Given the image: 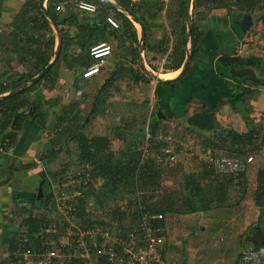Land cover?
<instances>
[{"label":"trees","instance_id":"trees-1","mask_svg":"<svg viewBox=\"0 0 264 264\" xmlns=\"http://www.w3.org/2000/svg\"><path fill=\"white\" fill-rule=\"evenodd\" d=\"M101 4H104L106 7L111 8L105 0H97ZM116 5L122 7L132 17L142 25L144 29V43L146 46L147 35L145 34V26L139 18L138 12L133 8H130L127 3L123 0H114ZM176 6L173 10L169 9L168 12H165L168 16L170 22H179L180 26H172L170 28L171 33L176 34L175 41L172 42V47L169 52L168 63L164 64L166 71H176L178 70L185 59V51L187 46L186 41V17H187V0H177ZM157 12L162 10V4L157 6ZM226 11L227 16L233 20H239L242 16L246 17L248 15L251 17L253 14H259L261 20L264 23V0H193L192 1V27H191V37H190V59L187 64V67L184 70L183 75H187L191 71L193 59L197 54L200 42L205 35V27L195 23V17L199 18L205 17V14L211 13L215 10ZM101 15V14H100ZM51 21L53 22L54 27L60 33L62 37V43L59 47L58 56L52 62L51 68L48 72L41 77L39 80L28 86L26 89H23L15 94L9 95L0 101V109L4 110L0 113V135H2L8 129L12 131H17L22 127L23 122L28 120H36L37 123H42L41 120L45 119V116H40L42 108L31 102L28 99L24 98V94L32 92L34 87L37 86L41 81H46L47 88L52 89L56 83V80L59 76L60 62L65 60L69 55V50L71 47L77 46L80 50L78 53V58L86 59V48L98 42L99 38L97 36V28L103 27L104 24L109 26L104 14V17L101 20V24H91L88 23L86 26L80 28L78 34L75 38H68L60 27V23L57 21L56 17L49 12ZM176 20H173V18ZM118 18L121 22L129 24L128 18L125 14H118ZM43 24H48L46 19L42 20ZM48 26V25H47ZM110 27V26H109ZM111 28V27H110ZM112 29V28H111ZM240 35V32L236 33ZM264 39V38H263ZM73 41V42H72ZM32 42V41H30ZM73 43V44H72ZM93 43V44H92ZM136 44L137 47H140L138 43L136 33L132 34L131 45ZM54 47V38L51 37L48 39L46 44L47 52L38 54L37 50L31 53L32 58H34L38 63L35 65V69L31 73H25L20 75L17 79V82L6 85L3 87L4 91L1 93L14 90L18 88L22 83H25L35 77L40 73L48 64L53 55ZM115 51L117 55L121 54L118 46ZM133 56H138V51L136 48L132 50ZM79 60V59H78ZM91 62L85 63L84 66H88ZM122 68L120 66L112 73L107 75L103 84L97 88L96 93L92 96L90 103V111L84 115H81L82 111L72 112L66 107L61 111V115L56 118L57 124L53 128L56 129L53 131V139L50 141L52 148L41 155L40 160H44L46 157H50L55 160L56 155L59 154L62 149L69 148L71 143L74 141L77 146V161L80 164H89L92 167L91 170V181L87 186H83L81 191L82 195L77 197L75 201H72L74 211L71 212L73 215V221L75 224L82 229H92L93 231L100 230L99 233H95L96 236V245L100 246L102 239V234L104 232L109 233V241L116 242L115 240L121 237L122 241L120 244L115 243V251H119L121 246H128L130 240L128 239V234L137 233L139 240L142 239L143 232L140 233V223L143 220V215L147 212L148 216L160 214L161 218H150L149 226L159 231L163 234L165 230L172 228L171 222L168 219L171 215L180 216V215H189L195 213L198 209H218L226 206H230L227 203L230 190L234 187L238 188L241 192V198L246 194L247 184V171L251 165H248L247 168L242 172L239 177V182L235 183L234 177L231 174H219L215 171L210 163L202 161L198 158L200 148L205 147L210 149L212 154L215 156L224 155V156H244L249 152H258L261 149V142H264V134L261 136V129H256V124L253 119L249 117V112L246 109V98L248 94L253 93L252 90H244L242 93L236 94L235 98L216 103L215 105H208L207 103H200L195 111L186 118V128L182 127L184 131H187L189 134H193L195 138L192 145V150L190 151L189 156H185L184 152L180 149L175 150L177 160L172 163H165L164 165L169 168L176 166V170H182V182L179 184L185 190V195L183 200L180 202L179 196L169 192L170 189L167 186L163 185V171L160 168L159 163L156 162L151 157L153 150L157 151L159 146L165 145L163 142L152 143L149 150V157H145L146 154L144 149L146 148V139H145V130L148 126L151 134L156 136L160 134V131L163 135H167L169 132L163 129V127H168L166 124L162 125V117L166 113L162 110H158L156 113L150 112L149 116H152L153 119L148 121L146 118L147 113H141L138 125V118L130 116L128 121L124 123L122 130L119 127H116L113 132V138L117 140H123L124 146L120 149L114 150L112 148V137L109 135H93L88 136L84 130L86 126L90 123L91 117L102 116L106 112V107L104 104L107 102L108 87H111L113 82L118 77H123ZM79 71V78H82V71ZM101 68L99 74L102 72ZM138 69L129 68V73L131 81L136 83H147V77L145 74H140ZM222 77L228 79H233V74L231 72L222 73ZM178 79V78H177ZM79 82V81H78ZM166 82H160L163 84ZM74 91L81 88L77 83L74 84ZM107 93V94H106ZM87 95V94H85ZM55 101L48 102L51 105H55ZM145 100L144 105H147ZM224 104H228L234 111H236L242 117L244 124L246 126L245 132H237L235 130H224L220 128L219 122L217 120V115L221 111L220 108ZM3 106V107H2ZM162 111V112H161ZM66 121V122H65ZM39 123V124H40ZM42 126V124H40ZM162 125V126H161ZM137 126V127H134ZM146 126V127H145ZM162 128V129H161ZM172 138L175 141H184L177 140L176 137ZM14 136L13 132H8L0 140V149L2 150V142L5 139L8 141ZM7 143V147L9 146ZM145 155V156H144ZM148 156V155H147ZM185 156V157H184ZM197 159L200 161H197ZM188 160L196 162V166L187 170L190 164ZM163 165V163L161 164ZM34 164H22L18 167H15L10 170V177L14 172L21 171L24 169H30L34 167ZM65 168L60 172L63 173ZM190 171V172H189ZM94 182H99V187H94ZM8 180H4L3 184H7ZM53 186V184H52ZM50 182L48 183L46 191L42 189V196L37 200V194L34 201H32L31 207L35 210H41L46 205V198L48 195H51L52 190L55 192V188H52ZM63 188V186H62ZM212 191L213 194L206 199V191ZM142 193V194H140ZM124 195H130L128 204L123 208V206H116L106 211V207L109 202L116 199L122 200ZM137 197V200L134 198ZM140 197V198H139ZM254 203L256 207L259 208V223L256 225L255 229L259 231L262 240L264 242V229L260 224L264 220V168H260L256 172V188L253 193ZM134 199V200H133ZM207 200V203H206ZM93 202L94 206L101 209L102 215H99V218L94 220L89 219L92 215V210L90 209L89 203ZM239 201V200H238ZM229 202V200H228ZM52 207L56 208L55 201L52 200ZM206 203V204H205ZM236 203V202H235ZM199 204H202L203 207H200ZM229 204V205H228ZM205 206V207H204ZM94 214V213H93ZM174 216V217H175ZM35 216L27 217L25 223L28 224L26 228L27 233L30 235L39 227V223L42 220L39 217L34 218ZM105 217H109V223ZM124 217H129L130 222L132 223L131 229L126 231L123 229L120 220H123ZM38 218V219H37ZM33 224L32 226L29 224ZM116 223L119 228H117L116 233L113 235L111 233L112 224ZM59 227V225H58ZM171 227V228H170ZM17 232V230H16ZM14 232V233H16ZM13 233V235H14ZM13 235L10 238H7L5 245L7 250L13 249ZM245 235V233H244ZM243 235V236H244ZM248 242V239L246 238ZM250 247L258 248L261 246L257 243L248 242ZM32 247H36L38 251H41L40 242L32 240ZM244 250V249H243ZM164 256V249H162ZM241 253V252H240ZM240 254L238 255V257ZM165 258V256H164ZM12 260V259H11ZM77 262V260H76ZM166 262V259H165ZM238 262V258L234 264ZM73 264V263H67ZM78 264H83L82 260ZM168 264V263H167Z\"/></svg>","mask_w":264,"mask_h":264},{"label":"rangeland","instance_id":"rangeland-1","mask_svg":"<svg viewBox=\"0 0 264 264\" xmlns=\"http://www.w3.org/2000/svg\"><path fill=\"white\" fill-rule=\"evenodd\" d=\"M176 2L178 1L162 0L161 15L163 14L165 16V12H168L169 9L173 10L176 6ZM244 17L242 16L239 19L240 24ZM246 17H248L247 22H250V26L244 30L245 33L240 36L236 45L233 44L235 42L231 38L235 35L234 29L231 28L229 24L230 18L227 16L224 9L207 13L205 14V17H201L200 15L199 18L195 17V23L205 27L206 32L203 40V44H205L201 47L203 49L199 55L201 62L197 60L196 64L193 63V73L182 78V81L163 84L158 82L157 84L153 75L168 79L176 76L178 72L169 73L167 75H158V70L152 71L146 67L145 69L149 73V77H147L148 82L135 84L130 80L128 69L122 68V74H124L123 78H117L111 87H108L107 89L108 98L107 102L104 104L106 107L105 114L94 118L91 117L90 123L86 126L84 132L89 137L93 135L111 136L113 139L112 148L117 150L122 148L125 143L123 140L113 138V132L116 127H119L122 130L124 123L129 120L128 118L130 116L137 117L138 125H140L141 121H139V118L141 113H147L146 119L150 121L153 119L152 116H149L151 111L152 113H157L159 109H163V112L166 114L162 117V125L166 124L168 126L163 127V129L171 135L174 134L173 137H176L177 140H184L187 142V145H191L195 141V138L193 137L194 133L189 134L182 129V127L186 128L185 125H187L185 121V115H187V113L175 116L169 112V109L173 110V112L182 110L183 104L186 102L182 95H186V93L189 92L196 93L197 97H200V95H203L204 97V95L213 94L216 91L219 95L220 93H223L219 102H226L233 97L232 93L239 94L247 88L246 90H252L253 93L247 95L246 109L249 112V117L253 119L256 124V129H261V136L263 137L264 86L254 82H251V85L246 86L237 85V83L232 85L228 78L226 79L220 75H215V72L219 74L218 70H224L225 62L228 61L230 63L231 59L229 60L227 58L223 59L222 57H218L211 62L212 55H215V52L221 48L222 52L220 53L222 55L227 53L236 55L241 60L249 59L252 61L257 72H255L256 77L262 79L261 83L264 81V23L263 20L260 19L259 14H253L251 17L246 15ZM219 20L222 25L219 24V27L217 26V28L216 24ZM241 25L245 27L246 21ZM210 27L213 29L216 27L213 32L218 31L219 36L213 32L209 33ZM207 32L209 35L206 34ZM221 43L223 44V47L221 46ZM189 46L190 45L188 44V48ZM216 60H218L219 65L216 64ZM110 63L111 61L108 60L107 65ZM106 76L101 72L98 80L91 84V86L88 87V90H85V93L90 96L88 98L90 100L85 99L82 103L80 102L81 95H77L74 92L72 94V91H69L67 94L68 100H66L65 103L80 102V110L83 114L88 113L90 111L91 98L96 93L97 88L103 84ZM230 88H232L234 92H229ZM178 96L179 98L175 99ZM157 99L160 100L157 101ZM166 99L168 101H166ZM145 100L148 102L146 106L144 105ZM168 102L169 104L167 105ZM199 104L200 102L198 99H193L188 103L189 106H187L188 108L192 107L193 113ZM220 110L221 111L217 115L220 128L224 130H235L237 132L246 131V126L242 117L228 104H224ZM260 142L262 145L258 152L247 153L254 155V162L246 172L248 186H246V194H244L242 198L239 189L234 187L230 190L227 199V203H229L230 206L214 210L198 209L195 213H191L187 216L171 215L170 218H168L171 219L168 221L171 222L170 225H172V228L170 227L171 229H168L167 231L165 230V233L162 234L160 232L159 234V237L161 238V248L164 249L165 252L164 256L166 264H234L243 248L250 246L246 241V238H250L257 231L255 227L259 223L260 214L259 208L256 207L254 203L253 197L256 188V172L260 168H264V142ZM184 155L187 157L189 156L185 153ZM44 160L45 162L43 164L42 172L35 176L37 177L36 183L34 184L36 187L35 194L39 189L46 191L49 182L52 186L53 180L59 176V171L64 168L73 170L77 167L76 143L73 141L69 148L62 149V151L56 155L55 160L50 157H46ZM197 161L199 160L197 159ZM187 162L191 164L187 170H190L197 164L190 160ZM159 165L163 171V185L170 189L169 192L177 195V197L179 196L181 202L186 193L182 186L179 185L182 182V170H176V166H171V168H169L164 164ZM27 172L29 171L26 170L25 173ZM39 175H42V177ZM99 186V182H94V187L97 188ZM13 187L20 189L21 192H26L27 189V187L25 189L24 185L16 182ZM53 190L51 195H48L46 198L47 207L41 210H34L30 207L15 221V224L19 226V228H17L18 232L26 230L28 224L25 223V220L27 217H31L32 214H34V218L41 217L40 219L37 218L38 220H42L39 224L49 223L55 224L56 226L59 225L60 231L63 232L65 218L52 207V195L55 194ZM211 194H213L212 191H206V199L209 198ZM129 196L124 195L122 200L116 199L109 202L105 212H109L108 210L115 208L117 205L123 206L124 208L131 197ZM134 199L137 200V197ZM89 205L92 210V215L89 219L94 220L96 217L99 218L100 214H103L101 209L94 206L93 202L90 201ZM199 206L203 207L202 204H199ZM29 211H31V213ZM105 218L109 223V217ZM120 223L125 232L129 231L132 227L129 217H124L123 220H120L119 224ZM29 225L32 226L33 224L30 223ZM118 225H116V223L112 224L111 233L113 235L116 233V229L119 228ZM260 226L264 229V220ZM96 233L100 234V230L96 231ZM137 233L134 234L136 236L135 238H138L139 236ZM94 240H96V236L94 237Z\"/></svg>","mask_w":264,"mask_h":264},{"label":"crops","instance_id":"crops-1","mask_svg":"<svg viewBox=\"0 0 264 264\" xmlns=\"http://www.w3.org/2000/svg\"><path fill=\"white\" fill-rule=\"evenodd\" d=\"M77 1L78 0H0V92L4 91L3 87H6V85L17 82V79L20 75H24L28 72L31 73L35 69V65L38 62L32 58L31 53L35 52L36 50L38 54L47 52L46 44L48 39L51 37L54 38V47L53 55L49 63L51 61L53 62L55 59L54 51L58 46V35H60V33L54 27L50 16H47L44 10H46L48 13L50 12L56 17L57 21L60 23L62 32L68 38L72 39L76 37L79 29H82V27L86 26V24H101L104 14L111 15L116 20H118L120 23V29L118 30L111 29L106 24H104L103 27H98L96 30L97 36L99 38L98 42H107L111 46L112 50L111 55L107 58L106 64L102 70L105 76L114 72L120 66V68L123 69L127 68L128 73L129 68H133L138 69L140 74H145L146 77H149V73L145 69L147 67L152 71L158 70V75H167L169 73L178 72V74L172 78H161L163 81L170 80L166 83H173L176 81H182V78L191 75L193 73V63L196 64L197 60L201 62L199 55L203 49L201 47L205 44H203L205 36L200 42L197 54L195 55L193 63L191 64V71L187 75H183V72L182 75L179 76L183 64L176 71H166V69H164V64L168 63V55L172 47V42L175 41L176 37V34L171 33L170 28L176 25V27H179L180 23L170 22L166 14L165 16L163 14L161 15L162 10L157 12L156 8L162 3V0H123L130 8H133L136 10V12H138L139 18L145 26L147 43L146 46L144 43L142 52H140V47L138 48L136 44L131 45L132 34L134 32L136 33L139 44L141 35L144 37V29L142 25L138 22H134L132 18L129 17L128 12H124L122 10L123 8L116 5L114 0H105L111 4V8L106 7L97 0H85L97 5L98 10L95 14H89L78 10L76 8ZM192 1L190 6L191 11ZM56 6H60L61 9L57 11ZM120 13L125 14L130 22L129 24L124 25L121 22V20L118 18V14ZM191 15L192 14H190V16ZM43 19L48 21V26L42 23ZM173 20H176V18L174 17ZM219 24L222 25L220 20L217 22L216 27H219ZM229 24L231 28L234 29L235 35H233L231 38L235 42L233 44L236 45L240 38L236 33L240 32V35H243V33H245L244 30L247 28L244 29L243 26L240 25L239 20L232 21L230 19ZM185 25L187 31V17ZM214 29L210 27L211 31L209 30V33L213 32ZM217 32L213 33H216V35L219 36V32ZM206 34H208V32ZM95 43L96 42H94V44ZM117 46L119 51H121V54L119 55H117V52L115 51ZM221 46L223 47L222 43ZM133 48H136L138 51L137 57L133 56L132 54ZM189 48L187 45L186 51L187 49L189 51ZM79 52V48L73 45L69 50V55L67 58L60 62L59 76L56 80L54 88L48 89L46 81H41L37 86L34 87L32 92L24 94L25 99H28L29 102L42 108L41 112L39 113L40 116H45V119L41 120L42 123L39 122L42 124V126L37 123L38 121L35 119H26L19 130L12 131V129H8L2 135H0L1 139L8 132H13L14 134V136L9 141L8 139H5L4 142H2V150L0 149V264L6 263L7 246L5 243L7 238H10V236L12 237L13 233L16 232L17 228H19V226L15 224V221L23 215V212L31 207L32 201H34L36 198L35 196L37 192L35 194L36 187L34 184L36 183L37 177L35 176L42 172L43 164L45 162V160H40L39 157L52 148L50 141L53 139V131L56 130H53L57 124L56 118L61 115V111L65 107L67 110L68 108L72 110L73 113L79 111L81 108L80 102L83 103L85 99L90 100L88 99L90 96L85 95V90H88V87H90L91 84H93L99 78V73L89 79L79 78V71L87 67L84 66L86 61L92 62L88 55L87 48L86 59L83 60L78 58ZM220 52H222L221 48L215 52V55H212L211 62L218 57H222L223 59L235 58V61H232L231 59L232 63H229L227 60L225 63L227 65L245 66L250 70H252V67L254 66L253 62L249 59L241 60L236 55L227 53L222 55ZM108 60L111 61L109 65H107ZM161 64L162 69L160 71ZM216 64L219 65L218 60H216ZM224 70H227V68ZM218 73H220V70H218ZM215 75H220L222 77V74H217L216 72ZM118 78L121 79L123 77ZM228 80L231 81L232 85L236 84V81L232 79ZM77 83L81 86V88L74 91V84ZM31 84L21 87L19 91L26 89ZM15 90L16 89L1 93L0 101L9 95H12ZM69 91H72V94L74 92L77 95H81V101L65 103V101L68 100L67 94ZM229 92L232 93L234 90L230 88ZM222 95L223 93H220L219 95L218 92L215 91L213 94H207L204 95V97L203 95H200V97H197L196 93L187 92L186 95H182L186 101L185 104H183L182 110L173 112V110L169 109V112L175 116L181 115L182 113H187V115H185L187 118L192 115L193 110L192 107L188 108V103H190L193 99H198L200 103L204 102L211 106L219 103V99L222 98ZM235 95L236 93H232V98H235ZM177 98H179V96L175 99ZM159 100L160 99H157V101ZM51 101H55V105L48 103ZM166 101L168 100L166 99ZM168 104L169 102L167 105ZM2 110H4V108L0 109V113ZM81 115H84L83 112ZM8 142L10 145L7 147ZM22 164H34L35 166L30 169L14 172L12 177H10V170ZM26 170L29 172L25 173ZM58 174L60 175V172H58ZM39 176L42 177V175ZM6 179L8 180V183L3 184L4 180ZM15 182L24 185L25 189L27 187L26 192H21L20 189L13 187ZM54 183L55 179L53 180V186ZM29 212L31 213V211ZM32 216H34V214H32ZM245 248L247 247H244L243 249Z\"/></svg>","mask_w":264,"mask_h":264},{"label":"built area","instance_id":"built-area-1","mask_svg":"<svg viewBox=\"0 0 264 264\" xmlns=\"http://www.w3.org/2000/svg\"><path fill=\"white\" fill-rule=\"evenodd\" d=\"M76 8L89 14H95L98 10L96 4L85 0H78ZM60 9V6H56L57 11ZM105 21L112 29H120V23L113 16L107 15ZM111 51V46L104 41L91 45L88 55L92 62L82 71V78L89 79L97 75L105 66ZM161 67L162 64L160 71ZM161 133L160 131V134L153 136L148 126L146 127V148L144 149L146 158L149 157L151 144L159 142H163L165 145L159 146L157 151L153 150L151 157L156 163H174L178 158L174 153L176 149H180L187 155L190 154L192 145H187L183 141H175L170 133L167 135ZM198 158L210 163L219 174H231L235 183L239 182V177L247 166L254 162L253 154L215 156L210 149L205 147L200 148ZM91 170L92 167L89 164L78 162L75 169H66L55 179V194L52 197L57 212L65 218L63 232L60 231L58 225L49 223L39 224V227L31 235L26 230L17 231L13 235V249L6 252L5 264H78L81 260L83 264H166L159 231L149 226L150 218L160 219V214L150 217L145 212L139 230L140 233H144L142 239L135 238L134 233L128 234L130 244L121 246L118 252L115 251V243L120 244L121 237L117 238L116 242H110L108 232H104L102 234L103 241L100 246H97L94 240L96 231L85 230L74 224L71 214L74 211L72 201L74 202L77 197L81 196L82 187L90 183ZM32 240L40 242L41 251L30 245ZM252 253L256 254L255 257L252 256ZM236 264H264V245L242 250Z\"/></svg>","mask_w":264,"mask_h":264},{"label":"water","instance_id":"water-1","mask_svg":"<svg viewBox=\"0 0 264 264\" xmlns=\"http://www.w3.org/2000/svg\"><path fill=\"white\" fill-rule=\"evenodd\" d=\"M191 1L192 0H188V12H187V31H186V41H187V45L189 44L190 45V37H191V27H192V21H191V16H190V13H189V10H190V6H191ZM124 12H126V10L122 9ZM45 14L47 16H49V13L44 10ZM129 17L132 18V20L134 22H137L130 13H128ZM247 19L248 17H244V19L242 20L241 24H243L245 21L247 22ZM240 24V25H241ZM250 26V22H247L246 26L243 27L244 29L249 27ZM61 45V37L60 35H58V46L56 47L55 51H54V57H57L58 56V53H59V47ZM143 48H144V37L141 35V39H140V52L143 51ZM190 59V54H189V51L187 49L186 51V58H185V61L182 65V68H181V72L179 74L182 75V73L184 72L185 68L187 67V63ZM226 59V58H225ZM230 60V58H227ZM232 61H235L234 59L235 58H231ZM51 65H52V61L39 73L37 74L35 77H33L32 79H30L28 82L26 83H23L21 86H19L18 88H16L15 93H17L21 87H25L27 84H31L37 80H39L41 77H43L47 72L48 70L51 68ZM250 70V69H249ZM252 72V76H251V79H254V73L252 70H250ZM237 73V72H236ZM153 75V74H152ZM235 75V74H234ZM153 78L155 79L156 82H168L170 80H162L161 78H159V76H154L153 75ZM255 80V79H254ZM262 84V83H261ZM42 196V189H39L37 190V200L40 199ZM248 241L249 242H252V243H257V244H260L261 246L264 245V242L262 240V237L259 233V231H256L250 238H248Z\"/></svg>","mask_w":264,"mask_h":264},{"label":"flooded vegetation","instance_id":"flooded-vegetation-1","mask_svg":"<svg viewBox=\"0 0 264 264\" xmlns=\"http://www.w3.org/2000/svg\"><path fill=\"white\" fill-rule=\"evenodd\" d=\"M224 67L227 68V70H223L222 69V70H220L219 74H222L224 72H231L233 74V79L232 80L236 81L237 85L239 84L241 86H246V85H251V82L252 83L254 82V83H257V84H260V85L264 86V81L261 84L262 79L256 77V73H255V70H254L255 66L252 67L255 80L251 79L252 72L248 68H246L245 66L224 64Z\"/></svg>","mask_w":264,"mask_h":264},{"label":"clouds","instance_id":"clouds-1","mask_svg":"<svg viewBox=\"0 0 264 264\" xmlns=\"http://www.w3.org/2000/svg\"><path fill=\"white\" fill-rule=\"evenodd\" d=\"M255 255H256L255 253H252V256H253V257H255Z\"/></svg>","mask_w":264,"mask_h":264},{"label":"bare ground","instance_id":"bare-ground-1","mask_svg":"<svg viewBox=\"0 0 264 264\" xmlns=\"http://www.w3.org/2000/svg\"><path fill=\"white\" fill-rule=\"evenodd\" d=\"M160 78V77H159Z\"/></svg>","mask_w":264,"mask_h":264}]
</instances>
